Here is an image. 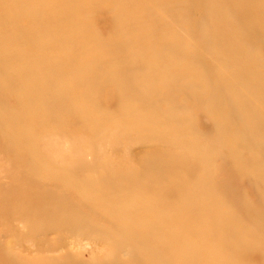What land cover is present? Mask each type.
<instances>
[{
	"label": "rangeland",
	"instance_id": "374dc122",
	"mask_svg": "<svg viewBox=\"0 0 264 264\" xmlns=\"http://www.w3.org/2000/svg\"><path fill=\"white\" fill-rule=\"evenodd\" d=\"M0 264H264V0H0Z\"/></svg>",
	"mask_w": 264,
	"mask_h": 264
}]
</instances>
